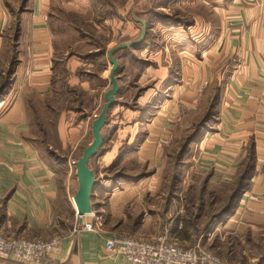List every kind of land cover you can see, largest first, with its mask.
Instances as JSON below:
<instances>
[{
	"label": "crops",
	"instance_id": "0c3cea01",
	"mask_svg": "<svg viewBox=\"0 0 264 264\" xmlns=\"http://www.w3.org/2000/svg\"><path fill=\"white\" fill-rule=\"evenodd\" d=\"M20 1L25 3V0H0V47L4 44L1 33L13 19ZM59 2L27 0L19 16V79L15 95L3 103L2 111L0 109V233L10 238L30 239L64 234L54 264H129L122 255L108 250L106 242L113 236L127 235L152 239L172 228L170 197L165 191L159 193L164 186L159 177L165 170V159L171 156L172 144L179 138L176 125L185 123L186 108L196 107L206 100V91H210L218 75L224 73L226 80L220 104L225 113L220 117L222 126L215 134L203 138L199 146L201 154L194 166L209 172L212 181L211 177H219L218 184L233 183L246 156L243 150L254 146L258 164L250 188L221 228H231L242 240V251L237 252L229 245L223 252L225 258L234 264H258L259 257L245 244L264 238V132L257 128L264 125V0H210L206 3L219 22L215 33L211 31L208 57L191 62V66H187L188 53L196 55L195 44L191 38L188 40L187 30L181 25L159 27L169 40L160 50L131 46L116 51L120 90L102 129L101 151L90 161L96 175L93 214L82 219H73L76 209L71 199L73 191L75 195L78 190L75 188H79L78 177L75 180L71 171H67L65 178L60 177L41 148V145H49L46 140L49 133L43 129L45 139L39 142L33 125L40 111L48 109L51 101L58 98L60 71L68 72V83L82 88V96L86 97L85 108L56 112L58 151L60 155L71 157L68 160L71 164L75 160L72 157L93 140L92 123L101 112L100 107L106 101L104 95L111 87V67L106 66L96 75L103 81L96 85L88 78V67L94 64L86 55V78L79 73L82 63L66 48L71 35L58 34L56 30L70 21L65 14H81L85 9L95 14L96 10L60 7ZM118 10L113 15L114 20L104 18V21L111 24L114 38L123 36L124 32L115 30L113 21L118 28L126 20L125 32H130L126 41L133 40L140 7H131V21H127V17L120 18L118 12L122 13L123 9L118 7ZM199 19L203 22L196 18L195 25ZM201 35L196 34L199 39ZM113 38L107 51L116 45ZM139 50H143L145 56L139 58L143 66L134 67L130 61L138 56ZM174 55L177 63H174ZM140 88L144 90L134 98L136 103L129 104L127 101ZM220 142L226 148L223 151L227 154L224 155L227 164L218 159ZM119 157L121 160L116 164ZM130 158L136 160L138 169L148 173L133 180L130 176L139 172L131 168L123 177L121 171ZM63 198L72 214L71 221L60 219ZM85 222L93 223L97 230H83ZM218 249L222 251L221 247ZM236 254L241 260H236ZM0 264L21 263L0 259Z\"/></svg>",
	"mask_w": 264,
	"mask_h": 264
},
{
	"label": "rangeland",
	"instance_id": "374dc122",
	"mask_svg": "<svg viewBox=\"0 0 264 264\" xmlns=\"http://www.w3.org/2000/svg\"><path fill=\"white\" fill-rule=\"evenodd\" d=\"M209 1L210 0H60V7H88L90 11L96 10V13L90 12L89 14L85 9L81 14L75 12L65 14V18L70 20L66 21L69 24L64 23L62 26L63 28L58 27L56 32L58 34H66L67 36L71 35L66 48H69L68 53L70 55L75 54L78 56L82 63V68L79 69V73L82 74L84 78H86V55L90 57V62H93L92 64L94 65L88 67L91 72H89L88 78L93 80L96 85H101L103 81L97 79L96 75L103 71L106 66H108L107 68L111 67L108 60L107 48L111 42L110 40L113 38V32L110 30L112 26L110 23L106 24L104 18L113 19V15H115V11L118 10V7L123 9L122 13L118 12V16L123 18L127 17V21H131V7H140V13H138L137 16L139 19L146 21L147 34L143 42L136 45L138 49L145 46L150 47L148 51H157L164 48L169 40L165 38L159 27L183 26L189 35L188 40L191 38L195 44L193 49L196 50V55L191 56V54L188 53L189 61H187V66H191V62H198L200 58L204 57V59H206L208 57L209 54L207 55L206 53H209L211 48V44L209 43L211 31L215 33L216 26L219 22L215 16H212L209 8H207L208 6L206 3H209ZM24 2L26 3L27 1L25 0ZM25 3L20 1L16 5L17 11L14 12L13 19L1 33L4 39V44L0 47L1 111L3 105H5L3 103L15 95L16 82H18L19 79V75L17 74V67L20 63L18 58V37L20 35L18 13L19 16L22 14L21 10L25 7ZM122 14L125 16H122ZM196 18H201L203 22L199 19V23L197 21L195 25ZM210 20L213 21V27L211 28ZM123 21V25H119L118 28L114 25L113 21L115 30L124 32L123 36L120 37L114 35L113 42H116V45L125 42L130 36V32L129 34L125 32V30L127 31L125 26L126 20ZM158 23L159 25L157 26L156 24ZM142 27V23L138 22L137 32L133 34V40L141 35ZM201 33V38H197L196 34L200 35ZM116 45H114V47ZM190 50L191 49H188L189 52ZM142 51H137L138 56L131 58L130 62H133L132 66H143H141L139 59L140 57H145L144 53L142 55ZM172 57L174 58V63H177V56L174 55ZM63 69L64 65L61 66V70ZM59 76V80H57V87L59 90L58 98L52 100L50 107L44 111L41 110V115L35 117L37 123H34L33 129L34 132L39 134V142H41V139H45L42 133L43 129L49 133L46 139L49 145L46 143L47 145H41V148L48 162L59 171L58 174L60 177L65 178L68 173L67 171H71L73 178L77 180L75 163L82 155L83 151L80 149L79 154L72 157V160H75L72 161L71 164L68 162L71 157L60 155L58 151L59 142L55 136V128L57 127L56 112L58 113L69 109L77 111L83 107L85 108L86 97H84L85 95L82 96L84 94L82 88L68 83V72L63 73L60 71ZM225 80L226 77L224 73L219 74L215 80L216 84L214 83V86H210V91H206L208 98L203 102L197 103L196 107L188 106V108H186L185 123L183 124L182 122L181 125H176V127H178L177 133L179 138L170 148L171 156L167 157L164 161L165 170L159 177L164 181V186H161L159 193L165 191V195L170 197V220L172 228L169 231L173 240L185 247H192L200 244L214 251L222 260L225 259L224 261L234 264L233 261H229L224 257L223 252L228 249L229 245L236 248L237 252H241L242 240L234 234L231 228H221L223 223H220V220H224L226 215L220 219L217 216L228 206L231 194L236 187V182L218 184L219 177H211L213 179L212 181L209 172H204L194 166V162L201 154L199 146L203 138L207 135L215 134L222 126L220 117L225 113L224 111L222 112L220 104L223 98ZM143 90V88H140V90L133 94V98L127 102L134 105L136 103V96L141 95ZM102 108L103 106L100 107V111ZM47 119H49L50 122H48ZM257 128L259 131L264 132V125H258ZM223 145L224 143L221 144L220 142L218 159L227 164L225 161L228 159L224 157V155L227 154L223 151V148H225ZM250 145L251 144H249V146ZM249 150L250 148L243 150V153L245 152L246 154L244 161L248 157ZM165 157L166 154L163 158ZM135 162L136 160L132 158L127 160L124 166L126 168H123L125 170L121 171L123 177H125V171L131 170V168H136L138 170L137 172H139L138 175L130 176L133 180H137L148 173L143 172L144 169L140 167L138 169ZM219 164L222 165L221 163ZM257 164L258 157L256 156L255 165L257 166ZM68 165H71V168ZM75 189H78V187ZM73 194L74 191L71 195L72 200ZM104 201H106V198ZM67 205L68 203L63 198L60 202V219H69V221H71L72 214L67 210ZM76 217L75 213L73 219ZM218 227L220 228L219 231L216 230ZM245 246L252 248L254 254L260 257L259 255L262 253L261 250L264 249V238H258L252 242H247ZM218 247H221L222 251L218 249ZM258 248H260V250ZM236 260H241L238 254H236ZM261 264H264V262Z\"/></svg>",
	"mask_w": 264,
	"mask_h": 264
},
{
	"label": "built area",
	"instance_id": "2783aa9c",
	"mask_svg": "<svg viewBox=\"0 0 264 264\" xmlns=\"http://www.w3.org/2000/svg\"><path fill=\"white\" fill-rule=\"evenodd\" d=\"M76 216L83 218L77 212ZM82 229L97 230L91 222L83 223ZM64 237V234H56L45 239L10 238L0 233V259L21 264H54ZM106 247L122 255L129 264H230L200 244L180 245L168 229L152 239L136 235L113 236L107 240Z\"/></svg>",
	"mask_w": 264,
	"mask_h": 264
},
{
	"label": "water",
	"instance_id": "95a60500",
	"mask_svg": "<svg viewBox=\"0 0 264 264\" xmlns=\"http://www.w3.org/2000/svg\"><path fill=\"white\" fill-rule=\"evenodd\" d=\"M138 21L143 25L141 35L135 40L121 42L115 47L109 49L107 52L109 61L111 63V87L104 95L106 101L101 112L96 116L92 123L93 140L88 146L84 147L82 155L75 163L79 188L73 196V202L76 212L80 216L89 215L93 212L92 192L96 184V175L94 170L90 167V161L103 144L104 136L102 129L107 123L108 112L111 106L115 103L116 95L120 90V84L117 78V72L120 68V63L115 57V53L120 49L136 46L143 42L147 34V23L143 19H138Z\"/></svg>",
	"mask_w": 264,
	"mask_h": 264
},
{
	"label": "trees",
	"instance_id": "16d2710c",
	"mask_svg": "<svg viewBox=\"0 0 264 264\" xmlns=\"http://www.w3.org/2000/svg\"><path fill=\"white\" fill-rule=\"evenodd\" d=\"M18 18H19V13H18ZM100 151L101 149L98 150V152L92 157V159L96 155H98ZM120 160H121V157H119L115 163L118 164ZM255 161H256V150L254 146L252 145L250 146L248 157L242 164V168L240 169L239 175L237 179L234 181V183L236 182V187L231 194L228 206L222 210L220 215L217 216L220 219L224 217V215H226L224 220H220L221 221L220 223H223L227 217H229L231 214L234 213L235 208L237 207L240 199L242 198L244 193L250 188L251 180L256 171ZM261 251L262 253H260L261 255H259L260 257H259L258 264H261L262 262H264V249H262Z\"/></svg>",
	"mask_w": 264,
	"mask_h": 264
}]
</instances>
